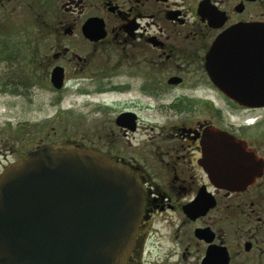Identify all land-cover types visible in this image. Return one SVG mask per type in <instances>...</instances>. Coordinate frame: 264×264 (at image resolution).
I'll return each mask as SVG.
<instances>
[{
  "label": "flooded vegetation",
  "instance_id": "1",
  "mask_svg": "<svg viewBox=\"0 0 264 264\" xmlns=\"http://www.w3.org/2000/svg\"><path fill=\"white\" fill-rule=\"evenodd\" d=\"M245 24L264 25V0H0V130L35 126L9 113L33 111L43 94L92 106L72 144L126 165L145 190L126 264H264V107L229 99L205 69L226 33L240 44L223 51L228 85L261 93L264 42L235 35ZM244 149L259 175L231 188L209 178L207 151L233 152L236 167Z\"/></svg>",
  "mask_w": 264,
  "mask_h": 264
},
{
  "label": "water",
  "instance_id": "2",
  "mask_svg": "<svg viewBox=\"0 0 264 264\" xmlns=\"http://www.w3.org/2000/svg\"><path fill=\"white\" fill-rule=\"evenodd\" d=\"M233 32L255 34L264 42L263 24H245ZM239 45L226 33L213 42L205 58L209 79L239 105L264 107V76L261 93L248 95L242 87L229 86L231 77L223 75L224 48ZM258 65L264 67V61ZM62 81L57 67L51 83L60 89ZM220 136L222 144H232ZM206 153L209 178L221 187H236L262 171L259 161L247 165L253 157L245 149L235 156L236 167L233 152L223 150L216 158ZM145 199L137 173L122 163L72 143L35 145L0 174V264H126Z\"/></svg>",
  "mask_w": 264,
  "mask_h": 264
},
{
  "label": "rangeland",
  "instance_id": "3",
  "mask_svg": "<svg viewBox=\"0 0 264 264\" xmlns=\"http://www.w3.org/2000/svg\"><path fill=\"white\" fill-rule=\"evenodd\" d=\"M36 40L40 41L43 38L36 35ZM3 67L5 65L0 64V70ZM59 95L62 99L59 103L50 105L48 99H54L55 96L48 97L47 94H43L38 96L37 102L39 101L40 104L34 107L33 111L22 107L19 111L14 108L9 113L13 122L18 119L33 120L35 118L38 123L32 127L15 129L9 126L0 130V138L3 139L2 142L0 141V148L5 149V156L0 154V164L7 165L9 160H15L21 152L28 149V145L30 147L38 143H72L85 131L79 120L83 117L91 120L97 117L90 112L92 106H84L85 103L80 101V96L66 91ZM43 119L45 121L39 123ZM88 130L92 132L91 128Z\"/></svg>",
  "mask_w": 264,
  "mask_h": 264
}]
</instances>
